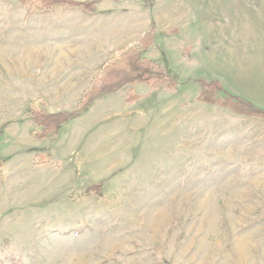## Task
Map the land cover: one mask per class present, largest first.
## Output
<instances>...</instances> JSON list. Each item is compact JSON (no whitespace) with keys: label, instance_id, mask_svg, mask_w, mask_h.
Segmentation results:
<instances>
[{"label":"rangeland","instance_id":"obj_1","mask_svg":"<svg viewBox=\"0 0 264 264\" xmlns=\"http://www.w3.org/2000/svg\"><path fill=\"white\" fill-rule=\"evenodd\" d=\"M240 1L263 23L264 0H101L93 14L0 0V264H264V120L199 100V80H218L264 109V42L230 47ZM151 27L144 54L175 87L126 85L30 136L31 102L76 108L109 52Z\"/></svg>","mask_w":264,"mask_h":264},{"label":"trees","instance_id":"obj_2","mask_svg":"<svg viewBox=\"0 0 264 264\" xmlns=\"http://www.w3.org/2000/svg\"><path fill=\"white\" fill-rule=\"evenodd\" d=\"M28 12L50 13L54 8L81 10L87 14L96 11L101 0H16ZM147 3L149 0H142ZM173 32L174 29H166ZM154 28H149L137 40L138 47H119L109 52L108 58L98 67L97 73L91 78L88 88L83 92L76 108L70 111L49 112L43 105L36 106L31 102L28 114L37 128L30 136L37 140L53 138L60 127L85 110L97 98L115 92L126 85L146 84L151 87L173 88L176 81L170 77L156 60L146 56L144 52L153 43ZM199 100L207 104H216L227 108L240 116L264 120V109L254 105L248 99L226 91L218 80H199ZM137 95L127 97L134 101ZM97 187L92 184L88 189Z\"/></svg>","mask_w":264,"mask_h":264},{"label":"crops","instance_id":"obj_3","mask_svg":"<svg viewBox=\"0 0 264 264\" xmlns=\"http://www.w3.org/2000/svg\"><path fill=\"white\" fill-rule=\"evenodd\" d=\"M227 6L231 7L232 10L235 11L231 15H228L229 18L227 17L231 22L228 31L234 35V39L231 41L230 47L235 50L242 48L247 51L250 48L255 49L254 41L258 46L259 43L263 44L264 19H262L263 23L250 19L248 2L240 1L233 4H228ZM258 16H256V18H258ZM257 22H259L261 26L258 25ZM177 31L174 33V35H177Z\"/></svg>","mask_w":264,"mask_h":264}]
</instances>
